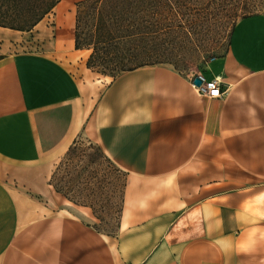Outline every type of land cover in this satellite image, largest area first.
<instances>
[{
    "label": "crops",
    "instance_id": "1",
    "mask_svg": "<svg viewBox=\"0 0 264 264\" xmlns=\"http://www.w3.org/2000/svg\"><path fill=\"white\" fill-rule=\"evenodd\" d=\"M81 1L0 27V264H264V12L198 72L220 81L207 98L163 65L89 78ZM32 32L35 49L1 52ZM78 133L126 175L114 236L50 183Z\"/></svg>",
    "mask_w": 264,
    "mask_h": 264
},
{
    "label": "rangeland",
    "instance_id": "2",
    "mask_svg": "<svg viewBox=\"0 0 264 264\" xmlns=\"http://www.w3.org/2000/svg\"><path fill=\"white\" fill-rule=\"evenodd\" d=\"M262 12L264 0H179L173 14L155 7L144 8L138 15V25L132 31L136 35L130 45L137 47L138 55L126 67L163 65L186 77L197 75L207 61L226 51L231 31L240 19ZM93 24L90 10L84 9L78 27L80 42L90 40ZM40 41L35 32L17 34L5 41L1 52L33 50ZM88 69L89 78L103 82L124 73L113 64ZM125 178V173L96 144L78 133L55 156L50 183L55 191L67 193L78 205L91 207L97 220L95 228L105 236H114Z\"/></svg>",
    "mask_w": 264,
    "mask_h": 264
},
{
    "label": "trees",
    "instance_id": "3",
    "mask_svg": "<svg viewBox=\"0 0 264 264\" xmlns=\"http://www.w3.org/2000/svg\"><path fill=\"white\" fill-rule=\"evenodd\" d=\"M56 2L57 0H0V27L30 31L55 6ZM178 2L179 0L175 2L172 0L81 1L77 3L76 9L75 48L91 49L86 62L88 68L97 66L108 68L109 64H113L124 72L135 69L127 68L126 63L138 55L137 47H130L136 35L132 31L138 25V15L144 8L146 10L152 7L166 14H173ZM84 9L90 10L94 24L92 34L89 35L90 40L80 42L78 27ZM56 191L76 203L67 193L61 190Z\"/></svg>",
    "mask_w": 264,
    "mask_h": 264
},
{
    "label": "built area",
    "instance_id": "4",
    "mask_svg": "<svg viewBox=\"0 0 264 264\" xmlns=\"http://www.w3.org/2000/svg\"><path fill=\"white\" fill-rule=\"evenodd\" d=\"M194 77H198L201 80V83L198 86L192 83ZM194 77L191 78V83L198 95L207 98H218L222 95L218 78L205 79L201 74H197Z\"/></svg>",
    "mask_w": 264,
    "mask_h": 264
},
{
    "label": "water",
    "instance_id": "5",
    "mask_svg": "<svg viewBox=\"0 0 264 264\" xmlns=\"http://www.w3.org/2000/svg\"><path fill=\"white\" fill-rule=\"evenodd\" d=\"M192 83L196 86H198L201 83V80L198 77H194L192 80Z\"/></svg>",
    "mask_w": 264,
    "mask_h": 264
}]
</instances>
